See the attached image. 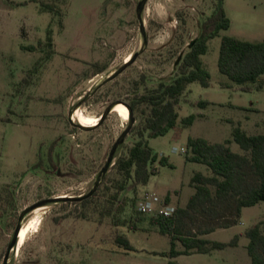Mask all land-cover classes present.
Wrapping results in <instances>:
<instances>
[{
	"label": "rangeland",
	"instance_id": "374dc122",
	"mask_svg": "<svg viewBox=\"0 0 264 264\" xmlns=\"http://www.w3.org/2000/svg\"><path fill=\"white\" fill-rule=\"evenodd\" d=\"M138 1L58 0L51 14L40 10L36 0H0L10 4L8 14L0 12V264H252L244 231L263 220L264 232V199L243 206L238 216L231 198L192 212L184 220V230L232 221L207 237L228 241L237 234V242L210 252L176 255L169 254V235L159 232L148 214L137 212L135 203L144 192L154 191L170 194L172 203L184 206L194 191L189 183L193 172L211 173L205 163L185 158L181 147L186 148L188 136L230 139V148L242 152L231 138L233 126L264 133V72L244 90L217 66L222 34L264 38V0H222L229 26L207 40L201 55L209 84L189 82L178 103V120L194 113L192 123L182 127L178 121L164 134L148 138L170 164L156 161L157 171L138 185L136 193L124 189L111 204L109 196L121 177L113 165L115 156L137 139L143 113L132 110V125L103 170L128 118L110 109L99 123L85 127L73 112L80 109L100 118L111 102L127 104L159 80L168 81L178 72L177 56L187 50L219 2L146 0L141 15L147 39L142 43ZM48 24L52 45L45 43ZM38 39L44 43L34 50L20 46L37 44ZM129 54L132 58L123 70L104 81ZM200 99L209 102L200 105ZM246 176L255 180L252 173ZM93 186L96 194L85 204L61 199L27 212L22 222H38L18 248L16 243L9 248L23 208L51 196L83 195ZM118 238H127L132 248ZM175 247L183 246L177 240Z\"/></svg>",
	"mask_w": 264,
	"mask_h": 264
},
{
	"label": "trees",
	"instance_id": "16d2710c",
	"mask_svg": "<svg viewBox=\"0 0 264 264\" xmlns=\"http://www.w3.org/2000/svg\"><path fill=\"white\" fill-rule=\"evenodd\" d=\"M36 1L40 10L55 14L58 0ZM58 22L62 25L61 17ZM229 22L230 19L225 13L222 0H219L206 18L200 33L189 41L187 50L177 62L178 72L168 81L159 80L155 86L148 87L127 103L132 110L140 108L143 118L137 128V139L124 152L115 156L113 165L121 177L115 181L114 189L109 196L111 204L116 201L120 191L124 189L136 193L138 185L145 184L157 171L156 161L170 164L165 155H159L149 145L148 138L164 134L176 125L180 124L183 127L192 123L194 113L184 115L178 120L177 108L180 97L184 95L188 83L193 80H197L203 86L209 84V71L204 66L201 55L207 50V40L218 34L221 29L228 28ZM51 33L52 28L48 24L45 38V43L48 45H52ZM43 43V40L38 39L37 44L29 43L20 46L23 49L34 50L38 44ZM217 66L219 71L231 81L240 84L241 89H249L250 83L257 81L259 75L264 72V38L249 40L231 34H222ZM25 80L28 81L27 78ZM208 102L204 99L197 101L200 105ZM231 138L239 144L242 152H236L230 148L228 144L230 139L209 141L200 136L187 137L185 158L205 163L211 173L193 172L189 183L194 191L189 195L184 206L177 205L172 215H149V222L155 224L159 232L169 235L170 255L210 252L215 248H222L237 242V234L228 241L202 236L203 233L216 227L228 226L232 221H226L217 226H205L199 231L184 230V220L191 216L192 212L206 209L207 206L214 205L215 207V202L231 198L234 201L235 215L238 216L243 206L253 205L264 199V133H246L240 125H235L231 131ZM247 173L254 175L253 182L247 179ZM95 194L96 192H93L79 200H71L74 203L85 204L91 201ZM165 200L169 201L168 195H165ZM111 204L106 210L107 214L111 213ZM262 222L263 220H259L244 231L248 239L246 249L252 264H264ZM130 227L135 228V224L132 223ZM177 240L183 246L181 249L175 247ZM118 241L125 247L132 248L127 238H118Z\"/></svg>",
	"mask_w": 264,
	"mask_h": 264
},
{
	"label": "water",
	"instance_id": "95a60500",
	"mask_svg": "<svg viewBox=\"0 0 264 264\" xmlns=\"http://www.w3.org/2000/svg\"><path fill=\"white\" fill-rule=\"evenodd\" d=\"M146 0H139L138 3H137V6H136V16H137V19H138V22H139V28H140V32H141V36H142V43H145L146 39H147V36H146V32H145V28H144V22H143V18H142V15H141V11H142V8L145 4ZM190 42H188V45H189ZM132 56H130L129 59H131ZM180 58V55L177 56V60ZM128 60H125V62L118 68L116 69L115 71L111 72L110 74H108L106 76V78H104V81L108 80V79H111L112 77H114L116 74H118L119 72H121L123 70V68L127 65L128 63ZM116 102H111L110 104H108V106L104 109V111L101 113L100 115V118L98 120V123L105 118L106 114L108 113V111L112 108V106L115 104ZM128 108V122H127V125L126 127L120 132V134L118 135V137L115 139V141L113 142V144L111 145L109 151H108V156L105 160V165L103 166V170H105L107 168L108 165H110L112 163V159L114 157V153L116 151V148L118 147V145L121 143V141L123 140V138L125 137V135L127 134V132L129 131L131 125H132V122H133V116H132V109L131 107L128 105V104H125ZM81 126H85L87 127L86 125H82V124H79ZM94 189V186L88 191L86 192L85 194L83 195H78V196H70V195H56V196H51V197H47V198H42L30 205H28L27 207L23 208L18 217H17V222H16V226L14 228V232H13V236H12V240L10 242V245H9V248L11 246H13L17 240H18V233H19V229L21 227V224H22V218L23 216L29 212L30 210L34 209L35 207L37 206H40V205H43V204H46L48 202H52V201H57V200H61V199H76V200H79L85 196H88L92 193ZM7 257V252L5 254V258H4V263H5V259Z\"/></svg>",
	"mask_w": 264,
	"mask_h": 264
},
{
	"label": "built area",
	"instance_id": "2783aa9c",
	"mask_svg": "<svg viewBox=\"0 0 264 264\" xmlns=\"http://www.w3.org/2000/svg\"><path fill=\"white\" fill-rule=\"evenodd\" d=\"M177 150L176 146H173ZM185 147H181L185 151ZM177 204L172 203L170 200L166 201L165 196H161L154 191L144 192L135 203V208L141 213L148 215H172L176 210Z\"/></svg>",
	"mask_w": 264,
	"mask_h": 264
},
{
	"label": "bare ground",
	"instance_id": "6f19581e",
	"mask_svg": "<svg viewBox=\"0 0 264 264\" xmlns=\"http://www.w3.org/2000/svg\"><path fill=\"white\" fill-rule=\"evenodd\" d=\"M130 58V54L125 57L124 60H128ZM122 104V105H117ZM111 110L117 111L116 113L120 115L122 118L127 119L128 118V108L124 103L116 102ZM74 117L77 120L78 124L86 125V126H92L98 123L99 117L96 116H87L85 115L81 110L76 109L74 112ZM41 206L37 207L40 208ZM36 209V208H35ZM35 217V216H34ZM38 222V218H30L26 223L24 221L21 224V227L19 229L18 233V240L16 242V248L21 244V242L24 240L27 232L30 230L31 227H34L35 224ZM28 236V235H27ZM24 243V242H23Z\"/></svg>",
	"mask_w": 264,
	"mask_h": 264
},
{
	"label": "crops",
	"instance_id": "0c3cea01",
	"mask_svg": "<svg viewBox=\"0 0 264 264\" xmlns=\"http://www.w3.org/2000/svg\"><path fill=\"white\" fill-rule=\"evenodd\" d=\"M16 2H17V1H16ZM18 2H21V1H18ZM9 6H10V4H6L5 2H1V3H0V12H5V13H3V14H6V13L8 14V13H9V10H10ZM21 30H22V28H21ZM23 32H25V31L23 30ZM22 44H23V43H22ZM10 112H12V111H10ZM0 119H1V118H0ZM168 196H169V198L171 197L170 194H169ZM211 231H213V230H211ZM211 231H209V232H211ZM209 232H207V233H203L202 236L207 237V234H208ZM226 246H228V245H226Z\"/></svg>",
	"mask_w": 264,
	"mask_h": 264
},
{
	"label": "flooded vegetation",
	"instance_id": "af4514ba",
	"mask_svg": "<svg viewBox=\"0 0 264 264\" xmlns=\"http://www.w3.org/2000/svg\"><path fill=\"white\" fill-rule=\"evenodd\" d=\"M117 105H122V104H117ZM122 106H124V105H122ZM79 111H80V109H79ZM115 112H117V111H115ZM97 117V116H96Z\"/></svg>",
	"mask_w": 264,
	"mask_h": 264
}]
</instances>
